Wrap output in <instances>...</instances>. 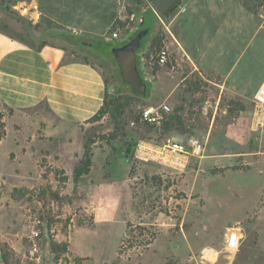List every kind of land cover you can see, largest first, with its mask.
Listing matches in <instances>:
<instances>
[{
	"label": "rangeland",
	"instance_id": "1",
	"mask_svg": "<svg viewBox=\"0 0 264 264\" xmlns=\"http://www.w3.org/2000/svg\"><path fill=\"white\" fill-rule=\"evenodd\" d=\"M230 1L218 4L227 9ZM14 3L0 0V34H25L12 11L29 19L35 33L46 27L41 19L46 17L90 42L111 38L114 32L124 38L135 30L138 11L151 6L149 0ZM153 10L165 46L164 19ZM253 17L260 22L264 11ZM253 30L248 22L246 31ZM263 35L264 29L257 39ZM55 45L100 69L104 93L125 106L120 115L109 111L51 137H46L41 114L4 118L5 135L6 130L10 134L0 145V246L8 264H204L203 254L219 250L226 228L235 223L251 233L241 248L264 256V129L253 121L252 97L237 94L214 72L174 59L170 52L168 62L159 65L151 41L140 52L146 61L144 76L152 82L151 95L136 96L129 87L118 93L103 58L92 55L87 46ZM219 62L224 69V54ZM161 103L170 107L161 125L141 122L142 107ZM39 112L50 117L44 105ZM12 136L22 145L16 147L18 153L30 152L25 172L19 164L8 163L16 156L15 148L8 154ZM189 137L201 142L204 153L181 169H165L124 151L129 141L135 147L139 141ZM85 143L90 169L73 179ZM237 235L230 229L228 241L235 243ZM217 261L223 264L224 258Z\"/></svg>",
	"mask_w": 264,
	"mask_h": 264
},
{
	"label": "crops",
	"instance_id": "2",
	"mask_svg": "<svg viewBox=\"0 0 264 264\" xmlns=\"http://www.w3.org/2000/svg\"><path fill=\"white\" fill-rule=\"evenodd\" d=\"M253 16L234 0L227 9L221 8L218 0H183L180 7L163 20L165 46L174 59L181 58L195 67L214 72L227 88L253 98L264 79V35L257 39L264 29V19L256 23ZM248 22L254 25L250 34L246 31ZM224 39L225 46L222 45ZM222 54L227 61L224 69L219 66ZM105 86L100 69L68 56L57 46L45 45L38 51L0 34V100L14 109L13 118H21L20 114L25 117L41 114L46 122V137L58 134L60 129L83 124L92 117L102 105ZM40 105L45 106L50 117L39 112ZM6 131L0 145L10 134ZM16 147L22 148V145H17L12 136L8 154L15 148L16 156L8 163L19 164L20 172H25L30 152L18 153ZM133 150L131 146L129 151H124L132 155ZM230 229L238 233L235 243L227 239ZM250 234L241 224L228 226L220 249L203 254L206 256L204 264H220L219 256L224 258L223 264H264V256L257 255L251 248H241Z\"/></svg>",
	"mask_w": 264,
	"mask_h": 264
},
{
	"label": "trees",
	"instance_id": "3",
	"mask_svg": "<svg viewBox=\"0 0 264 264\" xmlns=\"http://www.w3.org/2000/svg\"><path fill=\"white\" fill-rule=\"evenodd\" d=\"M234 1L238 2L242 7H244L247 11H249L250 13L254 15H260L262 11H264V0H234ZM16 2L17 0H15V3ZM10 14H12V16L19 23H21L25 34L24 35H14L8 30L6 32L4 31L5 34L9 36L10 38H14V39L21 41L25 45L35 50L39 51L45 45L56 46L55 45L56 43H59L62 45L82 47V45L79 44V41H81L82 39H78V36H79L78 34L73 33L70 30L63 29L61 25L52 22L46 17L41 18L44 20L46 27L42 29L40 32L35 33L33 29L31 28V21L29 19H26L25 17L19 15L18 13L12 12V11L10 12ZM138 14H139V18L141 17V15L144 16L143 26L149 29L147 34L143 36L141 40V46L139 47V53L136 54L140 74L145 78L144 73H143L142 61L140 60V56H141L140 52L144 51L147 48V43L149 41H151V47H155L157 50H159L162 47L161 46L162 37L157 35V28H156L157 20H155L156 14L151 6L148 5L145 8L140 9L138 11ZM168 18L169 17H163V19H168ZM138 23H139V20H138ZM38 24L39 22L37 21L35 23V27ZM50 24H53L55 26L51 27L49 26ZM138 29L133 30L134 31L133 35L138 31ZM119 40L121 39L120 38H115V39L114 38H98L94 42L87 41V42L92 43L91 46H87V48L89 49V52L92 53V55L96 56L97 58H103L104 59L103 62L109 67V69L112 72H116L118 75H119L118 67H117L115 58L111 52V48L115 45H118ZM147 81H148V86H151L152 82L150 80H147ZM0 106H1L0 107V140H1L5 135L4 118L6 116H11L13 114L14 109L11 106L7 105L2 100H0ZM124 106H125V103L121 102L119 98L109 97L104 93L102 105L97 110V112L92 117H90L86 122L95 121L99 119L101 116H103L104 114L108 113L109 111L111 112V115H120ZM133 145L134 144L129 141L126 144L124 150L129 151L130 147ZM90 165H91L90 147H89V143H85L83 158L80 160L79 165H77L73 169V179H77L82 174L88 173L90 169ZM50 243L51 242H49V244ZM50 250L53 251L52 243L50 244ZM0 255H1L2 264H8L6 251L2 246H0Z\"/></svg>",
	"mask_w": 264,
	"mask_h": 264
},
{
	"label": "built area",
	"instance_id": "4",
	"mask_svg": "<svg viewBox=\"0 0 264 264\" xmlns=\"http://www.w3.org/2000/svg\"><path fill=\"white\" fill-rule=\"evenodd\" d=\"M111 38H118L117 33H112ZM169 50L162 46L156 52V61L159 65H164L169 59ZM142 65L145 58L140 56ZM254 109L252 117L255 125L264 129V79L256 90L252 98ZM170 107L161 103L159 105L149 104L142 107L140 120L149 125L159 126L166 119ZM204 146L198 139L189 137L187 140L168 138L165 142L155 143L150 141H139L133 150V157L144 161H154L163 166L171 168H185L189 164L190 158H200L203 156Z\"/></svg>",
	"mask_w": 264,
	"mask_h": 264
},
{
	"label": "water",
	"instance_id": "5",
	"mask_svg": "<svg viewBox=\"0 0 264 264\" xmlns=\"http://www.w3.org/2000/svg\"><path fill=\"white\" fill-rule=\"evenodd\" d=\"M183 0H149L151 6L163 17L172 15L178 7H180ZM158 15L155 20H158ZM144 23V16L141 15L139 23L135 29L138 31L133 35L132 31L128 36L119 40V44L111 48V52L115 58L119 76L121 80L126 83L131 92L139 97H149L152 92V85L148 86V81L140 74L138 68V61L136 57V50L141 46L143 36L147 34L149 29L147 27L141 28ZM80 45L91 46L92 43L87 41H79Z\"/></svg>",
	"mask_w": 264,
	"mask_h": 264
},
{
	"label": "flooded vegetation",
	"instance_id": "6",
	"mask_svg": "<svg viewBox=\"0 0 264 264\" xmlns=\"http://www.w3.org/2000/svg\"><path fill=\"white\" fill-rule=\"evenodd\" d=\"M142 28H145V27L143 26ZM138 53H139V48L136 50V54H138ZM112 78H113L111 81L112 82L111 84H113L112 89L117 91L118 93H124L126 91V87H129L126 83H124L121 80L120 76L116 72H113ZM145 79H147V78L145 77Z\"/></svg>",
	"mask_w": 264,
	"mask_h": 264
}]
</instances>
